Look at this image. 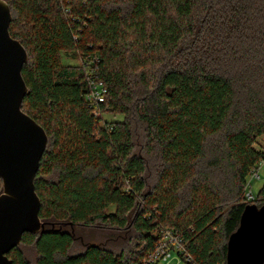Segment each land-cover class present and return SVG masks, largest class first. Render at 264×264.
Returning <instances> with one entry per match:
<instances>
[{
	"label": "trees",
	"instance_id": "trees-1",
	"mask_svg": "<svg viewBox=\"0 0 264 264\" xmlns=\"http://www.w3.org/2000/svg\"><path fill=\"white\" fill-rule=\"evenodd\" d=\"M4 1L28 53L22 110L49 139L34 180L46 229L12 264H145L163 229L194 264H227L246 206H264L247 185L264 161V0ZM79 231L96 242L72 253Z\"/></svg>",
	"mask_w": 264,
	"mask_h": 264
},
{
	"label": "water",
	"instance_id": "water-1",
	"mask_svg": "<svg viewBox=\"0 0 264 264\" xmlns=\"http://www.w3.org/2000/svg\"><path fill=\"white\" fill-rule=\"evenodd\" d=\"M10 6L0 0V264L25 233L44 232L34 180L48 146L44 128L22 110L28 53L10 34ZM227 264H264V206L247 205L227 245Z\"/></svg>",
	"mask_w": 264,
	"mask_h": 264
},
{
	"label": "built area",
	"instance_id": "built-area-1",
	"mask_svg": "<svg viewBox=\"0 0 264 264\" xmlns=\"http://www.w3.org/2000/svg\"><path fill=\"white\" fill-rule=\"evenodd\" d=\"M90 88V93L87 96L88 101L94 105L104 102L106 94L104 83L101 80L93 79L90 82ZM256 177L259 178L257 173L252 174L247 185H251L252 180ZM246 197L248 201L254 200V194L250 190L246 193ZM161 235L162 237L155 248L145 257V264H168L174 258L185 264H194L191 255L187 251L185 242L180 236L169 229H163Z\"/></svg>",
	"mask_w": 264,
	"mask_h": 264
},
{
	"label": "rangeland",
	"instance_id": "rangeland-1",
	"mask_svg": "<svg viewBox=\"0 0 264 264\" xmlns=\"http://www.w3.org/2000/svg\"><path fill=\"white\" fill-rule=\"evenodd\" d=\"M63 62L65 64H72V65H77V66H81L82 65V60L78 55H74L73 53H69V54H64L63 55ZM105 118L109 121L111 120H122V116H115L112 114H108L105 115ZM255 147L259 150L264 151V137H261L258 139L257 144L255 145ZM258 175L259 178H255L252 180V186H251V191L256 195L258 193V191L260 190V188L264 185V161L261 163L259 171H258ZM2 185L0 184V189H1ZM89 235L86 234V236L84 234H82L81 231H79L78 234H76V245L74 246V248L72 249V253H78L84 250V248L86 247V245L88 243H93L96 241L91 240V238L87 237ZM25 252L27 254V256L29 257L30 261H32V263H34L36 261V253L35 251L32 249V247H28V248H24ZM168 264H185L182 261H178L177 258H174L170 263Z\"/></svg>",
	"mask_w": 264,
	"mask_h": 264
}]
</instances>
